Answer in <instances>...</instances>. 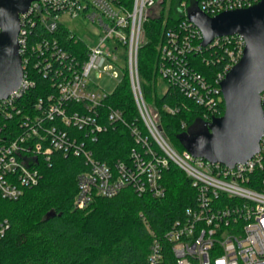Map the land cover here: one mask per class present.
<instances>
[{"label":"built area","instance_id":"1","mask_svg":"<svg viewBox=\"0 0 264 264\" xmlns=\"http://www.w3.org/2000/svg\"><path fill=\"white\" fill-rule=\"evenodd\" d=\"M196 1L199 11L215 17L262 0ZM156 5L157 0H133L130 8L116 0H40L21 16L23 82L15 94L0 101V116H18L19 130L9 134L0 126V195L9 201L22 198L42 179L40 160L51 163L59 153L81 158L87 166L77 178L76 209L86 210L97 198H113L127 188L162 199L167 193L165 172L174 164L191 179L196 200L163 240L154 239L149 264H169L167 251L176 264H264V134L260 152L233 168L173 147L162 128L161 110L176 115L180 106H148L138 66L144 24ZM189 7L182 1L184 18L166 32L158 72L164 93L178 90L205 110L210 123L223 116L221 85L243 58L246 42L237 34L204 45L201 30L188 18ZM65 16L85 18L94 29L92 35L79 37L66 26ZM120 59L125 61L123 73L129 70L138 111L134 122L107 105L112 93L95 82L111 76ZM212 64H219V71L199 70ZM40 76L49 87L30 102L27 95L37 88ZM262 105L264 110V93ZM120 126L129 131L134 145L126 156L101 160L94 147L103 134ZM9 227L7 220L0 223V240Z\"/></svg>","mask_w":264,"mask_h":264},{"label":"trees","instance_id":"2","mask_svg":"<svg viewBox=\"0 0 264 264\" xmlns=\"http://www.w3.org/2000/svg\"><path fill=\"white\" fill-rule=\"evenodd\" d=\"M185 0H172L167 19L164 6L167 0H157L160 14L148 18L144 24L145 37L139 50V73L146 102L161 109L164 104L180 106L176 115L161 110L162 128L178 152L187 151L182 137L189 129L205 120V110L185 98L178 90L162 92L163 80L158 72L160 48L166 32L184 18L179 11ZM132 7L133 0H116ZM159 2V3H158ZM197 8L196 0H187ZM82 49L81 44L79 45ZM219 64L202 66L203 74L219 71ZM109 96L107 105L123 112L128 122L138 117L129 70ZM37 88L27 95L35 100L44 94L47 81L41 76ZM25 100H21L23 105ZM222 103L220 116L224 114ZM19 117L4 119L0 126L10 134L19 130ZM212 119V117L210 118ZM209 119V120H210ZM183 124L186 127L183 128ZM134 140L123 126L101 136L95 151L103 161L126 156ZM42 179L37 186L27 188L17 201L0 195V223L7 220L9 229L0 240V264H149L148 258L155 238L163 240L173 223L196 200L191 179L176 165L165 172L166 196L156 199L139 196L127 188L113 198H97L86 210L76 209L77 178L87 170L83 159L54 154L51 163L41 162ZM169 264H176L171 251L166 252Z\"/></svg>","mask_w":264,"mask_h":264},{"label":"water","instance_id":"3","mask_svg":"<svg viewBox=\"0 0 264 264\" xmlns=\"http://www.w3.org/2000/svg\"><path fill=\"white\" fill-rule=\"evenodd\" d=\"M40 0H0V101L15 94L23 82L18 42L21 16ZM188 18L202 32L204 45L220 36L241 35L246 47L241 61L222 82L223 116L200 133L182 137L193 156L233 168L260 152L264 134V0L253 7L210 17L199 11Z\"/></svg>","mask_w":264,"mask_h":264},{"label":"rangeland","instance_id":"4","mask_svg":"<svg viewBox=\"0 0 264 264\" xmlns=\"http://www.w3.org/2000/svg\"><path fill=\"white\" fill-rule=\"evenodd\" d=\"M159 3V2H158ZM173 4L172 0H167L165 6H164V18L167 19L170 15V10L172 9ZM183 9H180L181 11ZM161 9H159L158 4L156 5L155 9L150 13V16L155 14H160ZM197 11L195 7L190 9V14ZM157 16V15H155ZM63 21L66 24L67 27H69L73 32H75L79 37L85 38L87 36L92 35V32L94 31L92 25L85 19V18H77L73 19L70 17H63ZM145 37V32L143 36V40ZM125 66V61L123 59H120L118 61V65H115L113 69L111 70L112 75L106 76L104 75L101 79H96V84L100 87L105 89L108 93H113L115 89L118 87V85L123 81L124 74H123V67ZM162 86V92L166 88L164 84ZM134 96V95H133ZM148 104V103H147ZM149 106V104H148ZM206 123L199 122L195 126L191 127L188 131V134L192 136L193 134L200 133L202 129L205 127Z\"/></svg>","mask_w":264,"mask_h":264}]
</instances>
